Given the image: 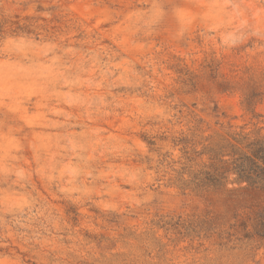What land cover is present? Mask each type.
Wrapping results in <instances>:
<instances>
[{
	"label": "rangeland",
	"instance_id": "374dc122",
	"mask_svg": "<svg viewBox=\"0 0 264 264\" xmlns=\"http://www.w3.org/2000/svg\"><path fill=\"white\" fill-rule=\"evenodd\" d=\"M262 49L264 0H3L0 102L10 103L0 107V202L33 224L55 218V205L71 264H264V241L228 230L232 217L247 216L227 194L243 185L230 175L220 192L198 187L208 149L264 137ZM62 77L77 102L90 97L107 118L77 121L67 105L54 116L44 97ZM158 98L166 121L145 115ZM33 130L41 139L26 148L22 136ZM65 133L98 150H123L132 135L144 155L131 159L137 169L124 161L114 183L94 181L105 197L82 196L79 169L61 168L58 157L47 184L26 179L33 157Z\"/></svg>",
	"mask_w": 264,
	"mask_h": 264
},
{
	"label": "clouds",
	"instance_id": "9594fccd",
	"mask_svg": "<svg viewBox=\"0 0 264 264\" xmlns=\"http://www.w3.org/2000/svg\"><path fill=\"white\" fill-rule=\"evenodd\" d=\"M192 2L196 3L197 0H192ZM0 3H3V0H0ZM61 79L64 82L60 84V88L66 89V91L61 92L60 88H56L53 84L52 90L44 97L46 104L50 105L49 110L54 116L67 115L64 109L60 107L61 105H67L68 113H72L77 121H91L95 126L98 121L107 118L108 113L102 111L99 107H93L90 97L87 100L77 102L74 97L79 96L80 92L73 90V81L63 77ZM157 95L158 97L162 96V93H157ZM9 103L10 98H5L4 101L0 102V107L6 108ZM166 108L167 105L164 100L158 98L151 102V106L145 115L148 119L166 121ZM128 114L132 115V112ZM59 126L57 124L50 125V127ZM21 130V128L16 129V131ZM137 130V128H133V134ZM51 136L56 137L57 134L52 133ZM70 136V133L61 134L59 140H63L64 143L61 144L57 141L55 145H48L49 150L35 155L33 157L35 167L30 166L25 170V178L32 180V177L35 176L36 180L33 183L47 184L52 178V170L56 167L53 161L58 157L57 163L60 164L61 168L64 165H71L79 169L78 175L79 183L82 186V196L91 198L94 194L98 197H105L111 195V193L107 191L105 185L96 186L94 181L104 179L110 184L114 183V177L121 174L120 169L124 167V161L128 162L129 168L137 169V165L131 164V159L135 157L139 160L144 155V153L135 151L136 142L132 135L126 137V139L133 140L132 145L125 146L123 150L120 148L98 150L93 147L94 141L90 143L87 140L81 144H74ZM22 139L25 142L24 147L31 148L40 141L41 133L33 130L31 133L24 134ZM80 150L86 152V155L81 157ZM117 158L120 159V164L116 163ZM74 160L76 161L75 164L73 163ZM143 167L142 164L139 165V168ZM94 169L96 175L93 174ZM8 178V172L4 171V181L7 182ZM73 179L75 177L67 179L66 183H72ZM19 181L20 178L17 177V179L12 180V183L16 184ZM124 182L128 181L125 180ZM79 199L80 197H77V200ZM50 208L55 209L58 214L55 218L46 217L47 223L44 221H40L38 224L22 223L17 219V216L23 213L22 208L10 205L7 200L0 202V264H71L69 253H72L74 248L65 245L63 238L59 236V232L62 230L60 210L55 208V205H51ZM40 215H43V213ZM8 217H11V219H8Z\"/></svg>",
	"mask_w": 264,
	"mask_h": 264
},
{
	"label": "trees",
	"instance_id": "16d2710c",
	"mask_svg": "<svg viewBox=\"0 0 264 264\" xmlns=\"http://www.w3.org/2000/svg\"><path fill=\"white\" fill-rule=\"evenodd\" d=\"M233 142L207 150L210 164L199 173L198 187L203 192H220L228 176H234V183L243 187L228 191V198L248 212L241 222L232 217L228 230L240 235V241H264V137ZM219 220L216 217L208 225L219 226Z\"/></svg>",
	"mask_w": 264,
	"mask_h": 264
}]
</instances>
